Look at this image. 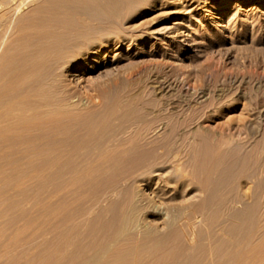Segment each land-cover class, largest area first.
I'll use <instances>...</instances> for the list:
<instances>
[{
	"label": "rangeland",
	"instance_id": "1",
	"mask_svg": "<svg viewBox=\"0 0 264 264\" xmlns=\"http://www.w3.org/2000/svg\"><path fill=\"white\" fill-rule=\"evenodd\" d=\"M92 1L104 17L59 36L82 47L53 54L92 51L89 62L55 71L38 98H82L91 120L129 102L137 135L124 137L137 149L41 187L27 145L0 143V264H264V0ZM0 2L22 3L7 23L0 10L1 92L32 49L17 27L30 29L42 15L30 9L48 0Z\"/></svg>",
	"mask_w": 264,
	"mask_h": 264
},
{
	"label": "bare ground",
	"instance_id": "2",
	"mask_svg": "<svg viewBox=\"0 0 264 264\" xmlns=\"http://www.w3.org/2000/svg\"><path fill=\"white\" fill-rule=\"evenodd\" d=\"M69 1L37 2L30 9V13H41L42 15L35 20L33 19V26L30 27L29 25L30 29L25 28V26L23 28L17 27L16 39L20 42L24 39L28 40L32 49L21 56L16 67L8 68L7 71L4 70V72L6 71L4 75L6 79L0 92V143L9 146L27 145L30 154L25 155L23 162L33 166L35 172L32 176L40 178L41 187L50 180L71 174L80 165L91 162L103 163L124 160L126 154H129L128 152L133 150V147L137 149L136 139L134 140L133 137L137 135L135 128L138 119L132 115V107L129 102L118 104L121 108L120 111H117V103L112 102L106 105L105 111H102L96 119L91 120L87 119V114L93 110L83 107L82 98L58 104L48 101L40 102L38 98V93L41 91L45 79L54 75L55 71L64 77L69 71L73 59L75 61L74 71L81 70L82 66L89 62L86 55L89 51H84L76 57L67 55L62 59L54 58L53 54L65 47L74 49L82 47V43L73 44L71 40L64 38L60 40V34L71 32L83 36L85 33L83 29L90 25L92 20L104 17L103 12L97 9L98 6L93 5L92 0ZM139 1L141 0H122V2ZM20 4L17 5L15 2L13 5L16 6H7L2 10L6 2H0V10L3 14L7 13L5 15L7 16L6 23L9 20L8 17L17 14L16 12L21 9ZM24 28L28 29V37ZM105 45L106 48L110 46L107 43ZM43 52H46L48 58L37 61L39 54H43ZM89 53L93 54L94 52L90 51ZM14 59L17 58L14 57ZM79 74V72L73 74L76 76V81L79 80ZM113 120H116V124L113 123ZM79 121L82 123V128L78 131L72 130L73 123ZM129 128H134V136L125 138L124 134ZM33 132L41 133L43 137H46V134L52 135L54 142L51 148H42L40 144L42 141H39L41 138L32 137L28 141L20 138L22 133ZM127 143L133 144V147L127 148ZM53 167L54 169H51ZM156 170L155 166H148L147 170L139 177L152 172L155 173ZM239 214L240 212L235 213V215Z\"/></svg>",
	"mask_w": 264,
	"mask_h": 264
}]
</instances>
